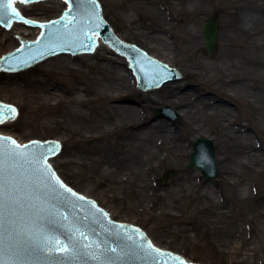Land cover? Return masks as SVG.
Masks as SVG:
<instances>
[{
	"label": "rangeland",
	"instance_id": "obj_1",
	"mask_svg": "<svg viewBox=\"0 0 264 264\" xmlns=\"http://www.w3.org/2000/svg\"><path fill=\"white\" fill-rule=\"evenodd\" d=\"M150 1L100 0L105 17L121 38L141 45L163 59L164 56L145 42L143 34L149 33L148 25L154 23L160 26L158 29H164L175 47L174 54L168 58L169 63L183 74L180 80L168 82L169 85L182 86L184 92L191 91L192 95L196 92L201 97L220 99L228 107L221 113H229L237 124L248 127L254 144L258 145L262 159L255 165L258 169L254 170L234 160L229 144L233 138L231 133L220 126L221 117L207 115L212 109L204 110L199 96L196 100H190L188 96L184 99L192 110L186 116L183 108L174 106L162 92V87L168 83L158 89L142 90L137 80L129 83L122 77V70L111 61L116 52L109 48L98 52L96 56H72V65L57 62L51 56L21 71H0V100L9 101L18 108L13 122L0 125V130L13 133L21 141L34 138L62 139V152L50 161L63 180L79 192L96 199L113 218L143 227L158 246L204 264H264V235L258 232V222L264 227V218L261 217L259 221L253 206L247 200H238L233 195L234 189L250 187L251 194L255 196L261 193L264 182V67L253 65L250 61L252 57H264V31L253 33L241 22L243 13L264 16V0H203L198 2L195 10L188 0H162L164 10H160L158 1L155 4ZM210 18L219 21V45L213 55L207 53L203 33L205 21ZM12 33L0 27V56L17 46L19 39ZM36 34V29L30 30L27 36L35 37ZM193 34L198 39L195 42L190 41ZM177 44L180 49L176 47ZM128 67L129 62L124 71L133 73ZM46 73L50 81L57 83L55 86L66 93L67 99L76 95L70 92L71 87L80 89L78 93L82 98L87 94L96 97L98 93L118 97L106 100L109 107L99 99L81 103L58 102L57 96L34 98L28 81L34 76L45 78ZM237 73L244 76L249 74L253 78L261 76L258 91L263 98H255L252 82H247L248 85L244 87L236 86L233 90L223 89V76ZM124 104L135 107L132 115L142 114L148 122L162 119L177 134L189 133L179 147L169 143L172 152L167 151L163 144L159 145L157 160L148 165L155 167L149 176L152 185L161 188L159 191L166 194L151 196L149 189L140 187L142 182L138 179L134 182L123 181L119 173H107V160L122 156L123 153L143 154L135 149L137 140L122 142L112 138L89 142L82 130H77L75 121L68 114L72 109L80 110L93 121L100 115L109 120L106 129L112 130L115 125L129 120L127 116L130 113L121 114V109L117 107ZM166 106L178 114L176 119L155 115V108ZM196 124L198 128L190 132V125ZM162 135L163 132L160 140L163 139ZM200 137L212 139L216 146L220 170L217 179L209 180L200 169L188 167L192 143ZM103 149L107 152V160L102 165H92L91 159ZM176 153L180 155L171 156ZM77 157L86 163L70 161ZM232 168L236 169L235 173L230 172ZM167 169H173L175 175L163 183L162 177ZM231 180L237 184L231 185ZM205 182L216 188L220 204L209 198L197 202L174 201L182 194L199 196ZM181 186L186 189L181 190ZM218 205L225 211L222 215L218 216L216 210L206 213L207 208ZM237 224L245 228V237L237 238L231 244L232 238L227 236L226 230Z\"/></svg>",
	"mask_w": 264,
	"mask_h": 264
},
{
	"label": "snow or ice",
	"instance_id": "obj_2",
	"mask_svg": "<svg viewBox=\"0 0 264 264\" xmlns=\"http://www.w3.org/2000/svg\"><path fill=\"white\" fill-rule=\"evenodd\" d=\"M16 2L0 0V23L13 16L42 28L65 21L66 39L74 38L78 28L90 41L103 23L98 0H86L88 8L78 9L75 14L69 7L60 19L47 24L26 19L14 7ZM73 2L81 5L83 0H68L70 5ZM58 33L59 30L49 35L59 38ZM94 46L93 41L89 50ZM16 115L14 106L0 103V124ZM59 149L58 141L20 144L12 137L0 135V264H119L129 256L151 260L152 264H160L161 258L163 264H187L181 257L155 247L138 228L130 233L126 231L129 226L114 225L112 221L108 222L111 228L105 227L97 216L106 218L108 214L95 201L65 184L48 163ZM89 220L111 240L89 239L90 234L97 232V227L89 226Z\"/></svg>",
	"mask_w": 264,
	"mask_h": 264
},
{
	"label": "bare ground",
	"instance_id": "obj_3",
	"mask_svg": "<svg viewBox=\"0 0 264 264\" xmlns=\"http://www.w3.org/2000/svg\"><path fill=\"white\" fill-rule=\"evenodd\" d=\"M159 3L160 10H164L165 8L162 5V0H151L150 2L152 4H155V2ZM190 3L192 4L193 10L198 8V2L203 0H198L195 2ZM241 22L245 25H247L248 29L252 31L253 33H261L264 31V16L259 14H242L241 15ZM149 27V33L143 34L145 42L158 54H161L165 58L157 57L156 55L150 53L148 50L143 48L141 45H138L140 48L144 49L146 52H148L150 55H152L155 58L161 59L163 62H167L169 65L170 56L174 54V43L170 40V37L165 34L164 29H158L160 26L158 24H150ZM5 29V28H4ZM17 29V30H15ZM36 33H40V28L36 27L33 28L27 24H24L23 22L16 21L13 23V25L10 28L5 29L7 32H14L17 36L18 43H20V37L21 36H27L28 32L30 30H35ZM36 34V35H37ZM36 37V36H35ZM35 37H29V38H35ZM196 34H193L190 36V41L195 42L197 41ZM180 43V41H179ZM182 43V40H181ZM264 46V44H263ZM177 48L180 49L178 44L176 45ZM111 49L107 44H105L100 36H98V46L94 50L93 53H83L84 56H96L98 52L102 51L103 49ZM181 49L183 47L181 46ZM72 54L69 53H63L53 56L57 62H61L67 65L74 64V60L72 59ZM112 63H117L115 66L120 70L122 77H125L128 82L134 83L136 80V77L132 75L133 73L131 71L126 72L124 70L125 66L128 64V58L126 56H122L116 53L114 56V59L111 60ZM253 65H256L258 67H264V57H252L250 59ZM127 68V67H126ZM130 67H128L129 69ZM44 71H49L48 68H43ZM131 70V69H129ZM43 71V70H42ZM123 72H125L123 74ZM47 77L40 78L38 76H34L28 81V86L31 88V90L34 92V98L37 99H46L53 96L58 97V102H87V101H93L95 99L103 100L106 102V106H108V103L106 100L109 98H115L117 96H110L105 94H96V97H91L88 94L84 95V98L78 93L80 92V89H76L74 87L69 88L70 92L76 93L74 97L67 99L66 93L63 92L60 88L55 86L57 83L50 81L49 75L46 73ZM223 80V89L229 88L233 90L236 86H247V82H252V89L254 91L255 98L262 99L263 95L260 94L258 91L260 83L262 81V77L257 76L253 78L251 75H242L241 73H237L234 75L231 74H225ZM162 92L166 95V98L169 102H171L176 107H182L184 114L186 116H189L191 110V105L186 104L184 101L187 96L190 100H196L199 96L200 102L203 105L204 110H208L209 108L212 109V111H208L209 116L220 118L219 124L222 126L228 133H231L232 139L229 140L230 148L233 150L234 154V160L238 161L240 164L252 167L254 170L258 169L257 165L262 161L261 159V152L259 151L258 145L254 144V140L252 138L251 133L248 130V127H245L241 124H237L234 119L228 114H222L221 112L228 108L225 106V104L211 96H202L199 93H196L192 95L191 91H183L182 86H171L168 84L164 85L162 87ZM119 99V98H117ZM116 99V100H117ZM119 110L121 109V114H126L127 112L130 113V116L127 118L126 123H122L119 125H115L112 130L106 129V123L109 122L108 119L101 118L100 115L96 121L91 120V117L86 115L84 116L83 112L80 110H70L68 112L69 118H71L73 121H75L77 130H82L83 134L87 137L89 142L92 141H101V140H108L112 138H116L121 140L122 142H131L132 140H137V144L135 149L143 152V154H125L123 153L122 156H117L116 158L112 160H107V152L105 149L100 151L99 155H95L93 159H91L92 165H102L103 162L106 161L107 166V173H113L117 172L122 176L123 181H133L138 179L142 182L140 187L143 189H149L151 196H159L162 194H166V192L162 193L160 190L161 188H155L152 185V182L149 180L150 172L155 169V167L152 165L149 167L148 165H151L153 161L157 160L158 156L157 153H159V145L163 144L165 146V149L167 151L172 152L173 148L169 146V143H175V147H179L181 143L186 141V137L188 134H177L173 127H169L168 123L162 119L157 120L155 122H148L145 120L144 115L142 114H134L132 115L131 112H135V107L130 105H117ZM115 113V112H114ZM129 115V114H128ZM90 117V118H89ZM84 118V119H83ZM126 118V117H125ZM66 119V118H65ZM83 119V121L80 123L79 120ZM12 120L4 121V123L0 125H7L12 123ZM198 128V124L196 125H190L189 130L190 132H193ZM163 132L164 135L163 139L160 140V135ZM0 133L3 134H10L12 137H15V135L8 131H1ZM17 139V138H16ZM61 141L63 144V140L60 138H57ZM19 142H23L19 139H17ZM134 149V150H135ZM62 152V151H61ZM60 152V153H61ZM59 153V154H60ZM182 153V152H181ZM56 155V156H59ZM180 153H176L175 155H172L173 157H178ZM53 156L51 159H53ZM50 159V160H51ZM147 160V161H146ZM52 161V160H51ZM71 162H75L77 164H84L86 163L83 159L80 157L77 158H71ZM136 168V169H135ZM235 168H232L230 172L235 173ZM264 171V168L262 169ZM232 174V173H231ZM230 177V175H229ZM231 185H236L237 182L235 180L229 181ZM186 187L181 186V190H185ZM233 195L238 200H247L252 206L255 211V214L259 216V221H261V217L264 218V182L262 185L261 193H256L255 196L251 194L250 187H245L241 189H234ZM219 193L217 192L216 188L208 183L205 182L200 189L199 196H194L191 194H182L181 197H178L175 199V202H197L203 199L209 198L215 203L220 204V200H218ZM221 206H217L215 208L209 207L207 208L206 213H214V211H218V216L222 215L223 212H225ZM261 223V222H260ZM258 222V232L260 235H264V227ZM256 230V228H255ZM226 234L229 238H232L231 244L233 242H236L237 238H244L245 237V228L241 225H234V227H230L228 230H226Z\"/></svg>",
	"mask_w": 264,
	"mask_h": 264
},
{
	"label": "water",
	"instance_id": "obj_4",
	"mask_svg": "<svg viewBox=\"0 0 264 264\" xmlns=\"http://www.w3.org/2000/svg\"><path fill=\"white\" fill-rule=\"evenodd\" d=\"M34 1L37 2L25 4V3H21L20 0H17V2L15 3L16 6L14 5V7L15 8L17 7L26 16H29L30 18L35 20H40L38 22L43 24H47L49 21L60 19V17L66 11L69 10V7H71L74 10L72 14H75V11L78 9L83 11L88 8L86 0H83V3L81 5H78L75 2H73L70 5L68 3V0H65L66 3L68 4V7L64 11L63 9L66 6V4L61 0H45V1L34 0ZM98 4H99L100 18L103 21V23L101 24V27L97 30V34L102 36L103 40L107 44H109L117 52V54L126 56L128 58L130 62V69L134 71V74L137 78L138 86L142 88V90L143 89L149 90L153 88L158 89L159 86L161 87V85L164 84L165 82L180 80L181 73L179 70L176 69L177 67L174 68L175 66L170 64L171 66H173L171 67L167 62H163L161 61V59L153 57L144 49L140 48L136 43H133L132 41H125L122 38H120L114 31V28L111 26V24L104 18L102 5L99 0H98ZM18 9L17 11L20 12ZM62 11L63 13L59 17L52 18L59 15ZM26 16H24L26 19L32 20ZM50 18L52 19L47 21ZM9 20L11 24L13 23L14 20L20 21L18 18L13 16V17L5 18L4 22L0 23V25L9 28L8 26ZM64 23L65 21H62L61 24L50 25L49 27H44V28L41 27L42 28L41 33H43L44 35L42 36L40 33L36 39L25 38L28 36H24V37L21 36L22 38L20 45L12 51L9 50H8L9 52L6 51L7 53H5L2 58H0V68L9 71H17V70L25 69L49 56L60 54L62 52L76 54L80 52H93L95 50L98 44V37L96 35H94L92 41H90L87 39V36L81 35L79 29L77 28L74 32V38L66 39L63 36V33L65 31L63 28ZM27 25L32 27H39L38 25H30V24ZM57 30H59L58 33L59 38H57L56 36L49 35L50 33H57ZM203 33L205 35L207 52L209 55H213L218 48V40H219L218 19L210 18L206 20L203 28ZM88 35H92V33H88ZM93 41L95 46L92 47L91 50H89ZM73 56H77V55H73ZM6 102L10 103L9 101ZM0 103L7 104L2 101H0ZM7 105H11V104H7ZM154 112L157 116L165 115L172 119H176L178 117V114L175 111H173L169 106L155 108ZM0 135L3 134L0 133ZM8 135L9 137H12L10 134H5L3 136H8ZM12 138L15 139L14 137ZM45 139H49V138H45ZM31 141H40L43 143V142L58 141V140L49 139L47 141H42L38 139H33L30 140L29 142ZM29 142L25 144H28ZM193 148L194 150L191 153L188 167L200 169L203 175H205L208 179L218 178L220 176V171L218 166L217 149L213 140L210 138L201 137L193 141ZM60 150H61V144L58 153L60 152ZM48 163H49V159H48ZM53 170L55 171L54 168ZM174 175H175V171L173 169H167L163 175L162 182L165 183L169 178L173 177ZM68 186L72 188L70 185ZM72 189L75 192L79 193L80 195L88 198L89 200L95 201L96 206L100 209H103V211L108 214L106 218L100 217L99 214L97 216V218L102 219V223L104 224L105 227L111 228L112 225H109L108 222L112 221L114 225L123 224L129 226L126 229V231L130 233L133 232L134 228H138L146 235L147 239L151 241L150 237L141 227L133 225L129 222L113 219L110 213L107 211V209L99 205V203L95 199L83 195L74 188ZM85 207L87 208V206ZM88 223L90 227H97L92 223L91 220H89ZM106 238L111 240V238L107 237V234L101 231L98 227L95 235L92 234L89 235V239L93 241L96 240L104 241ZM112 246L117 247V244L115 242H112ZM154 246L158 247L155 244ZM160 249L165 252L179 256L183 260L187 261L184 256L169 251L170 249L169 250H165L163 248ZM117 251L119 252V248L117 249ZM73 264H79V262H73ZM88 264H95V262L89 261ZM119 264H152V261L138 259L135 256H129L124 258V260L119 262ZM160 264H163V258L160 259ZM176 264H178V262H176ZM187 264H201V263L187 261Z\"/></svg>",
	"mask_w": 264,
	"mask_h": 264
}]
</instances>
